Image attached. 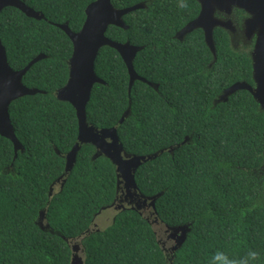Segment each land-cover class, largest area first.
Instances as JSON below:
<instances>
[{
  "label": "trees",
  "instance_id": "16d2710c",
  "mask_svg": "<svg viewBox=\"0 0 264 264\" xmlns=\"http://www.w3.org/2000/svg\"><path fill=\"white\" fill-rule=\"evenodd\" d=\"M19 1L43 20L3 8L0 43L14 71L39 54L45 56L21 79L24 87L43 94L23 96L8 106L14 137L23 148L15 159L11 143L0 137V264H69L73 243L82 264H167L153 225L165 237L166 227L188 230L171 251L170 264H225V258L247 259L250 251L258 258L248 264H264V112L243 90L213 105L235 82L252 86L246 50L235 51L217 30L216 58L206 69L211 55L201 35L169 40L178 27L158 21V0L122 16L125 30L106 28L109 40L142 48L133 69L156 83L157 91L136 81L127 94L120 58L113 49L101 47L93 72L104 84L91 87L86 123L96 129L115 127L129 155L162 150L133 174L140 195L162 194L154 202L152 218L125 207L114 210L109 226L100 230L92 227L93 217L114 202L116 178L107 159L91 160L90 145L80 146L71 170L62 177V188L53 186L47 197L48 187L63 173V157L77 133L73 108L54 95L66 81L71 53L68 38L55 25L66 23L78 31L84 8L93 0ZM143 1L110 3L122 9ZM163 9L170 10L171 4L165 2ZM151 54L162 62L155 72L144 64ZM128 101L130 114L117 124ZM170 147L174 150L168 153ZM40 212L51 232L38 228Z\"/></svg>",
  "mask_w": 264,
  "mask_h": 264
},
{
  "label": "water",
  "instance_id": "95a60500",
  "mask_svg": "<svg viewBox=\"0 0 264 264\" xmlns=\"http://www.w3.org/2000/svg\"><path fill=\"white\" fill-rule=\"evenodd\" d=\"M111 0H93L88 3L84 8V20L78 31H70L66 24H56L55 27L62 31L68 38L71 44V53L67 60V78L62 87L56 90L55 99L59 102L68 103L74 110V115L77 125V133L75 143L70 150L64 155V167L63 173L57 180L62 179L72 168L76 153L80 146L90 145L94 152L91 156V160L98 157H103L109 161L114 168V174L116 178V192L121 185L124 195H134L141 199V204H146L151 214H154V202L162 194L161 192L150 197H143L137 192L134 182L133 174L135 170L144 162L155 158L163 151L143 155L134 156L124 152L122 145L119 143L116 136L115 127L108 129H96L86 123L85 119V105L89 99V94L93 84L104 83L98 79L93 72V61L97 51L101 47H108L117 52L120 59L124 63L128 73V84L126 92L130 91V88L135 80L145 82L143 79L136 77L131 61L134 55L141 50V47L130 46L127 42L118 43L109 40L105 37L104 33L108 26H114L125 30L127 27L122 22V16L132 12L134 10L143 9L142 3L134 4L127 8L114 9L110 3ZM217 4H220L223 0H214ZM227 2L228 10L232 7H236L244 10L252 17L246 21V32L256 31V39L250 53L251 63V81L252 86L244 82H235L222 90V92L216 96L213 100V105L221 102H225L227 98L236 91H246L254 102L258 105L260 111L264 112V0H224ZM201 11L199 17L194 21L193 25H202L205 33V43L209 49L212 58L215 60V49L211 38L209 36L208 27L205 24V19L208 16V0H200ZM5 7H12L22 13L25 17L34 20L43 19L42 15L34 12L32 9L26 7L19 0H0V11ZM213 22H211L212 25ZM228 31L229 22H228ZM191 28H187L184 31H189ZM45 56L39 54L31 59L26 66L20 70H12L6 63V56L4 48L0 43V137L8 140L11 143L13 151V159H15L17 152H22L23 148L16 140L13 134L12 126L8 116L9 104L23 96H31L34 94H43L34 88H26L22 85L21 79L29 67L44 59ZM130 114V103L121 114L117 121V124H121ZM186 142V138L179 144L182 145ZM177 145L176 147H178ZM56 155L58 152L53 148ZM174 148L167 149L168 153H171ZM11 167V166H10ZM64 182V180H63ZM60 189L62 188V184ZM53 184L48 187L47 197L50 198L52 194ZM125 199V198H124ZM136 207L138 208L137 204ZM112 208L115 211L124 209L122 204L115 205L112 202L110 205L102 207L97 215L105 210ZM134 210L132 206L127 207ZM94 216L93 218H95ZM38 228L43 231L49 230L48 226L42 223L43 212L38 214ZM168 232V238L174 241V245L171 247V251H175L185 239V235L188 230L185 227H166ZM49 232H51L49 230ZM179 233V235H176ZM72 256L69 264H82L81 258L78 256V246L76 244L71 245Z\"/></svg>",
  "mask_w": 264,
  "mask_h": 264
},
{
  "label": "flooded vegetation",
  "instance_id": "af4514ba",
  "mask_svg": "<svg viewBox=\"0 0 264 264\" xmlns=\"http://www.w3.org/2000/svg\"><path fill=\"white\" fill-rule=\"evenodd\" d=\"M151 0H145L142 3L144 5V8L146 7V3L150 2ZM165 2H169L171 4V9H163V6L165 5ZM179 2L180 0H158V21L163 24L170 22L169 24L171 25H176L175 27H178L170 36L172 41H177V42H183L186 36L192 35L194 33H198L201 35V40L202 43L206 46L205 43V33H204V28L202 25H193L191 27L190 24H193L194 21L199 17L200 11H201V3L200 0H186V3L188 5L187 8H181L179 7ZM137 4V3H136ZM196 8V12H195ZM115 9V8H114ZM252 16L245 12L242 9L232 7L231 9L228 10L227 8V2L222 1L220 4H217L214 0H208V16L205 19V24L208 27L209 30V36L211 38V41L213 43V38H214V32L219 30L223 33L224 36H226L231 44H234L236 42H240L243 44H246L248 49L246 52L249 55L250 58V53L252 51L255 39H256V31L252 32H246V26L245 23L247 20H249ZM43 20V19H41ZM122 20V18H121ZM123 22V21H122ZM211 22L212 25H211ZM228 22H229V29L228 31ZM66 24V23H65ZM67 26V25H66ZM68 28V26H67ZM187 28H191L189 31H184ZM71 31V30H70ZM73 32V31H72ZM129 44V42L126 40ZM123 42V43H125ZM130 46H133L129 44ZM214 46V45H213ZM136 47V46H135ZM207 48V46H206ZM208 49V48H207ZM209 51V49H208ZM116 55L119 57L117 52L114 50ZM210 53V51H209ZM152 57L150 60H147L144 62V64L152 71H158V69L161 67V60L158 59V54H151ZM211 55V53H210ZM136 54L134 55L131 65L134 61ZM120 58V57H119ZM216 58V57H215ZM121 60V59H120ZM212 55L210 60L207 62L206 69H209L211 65L214 63L212 61ZM122 62V60H121ZM125 73H126V78H127V84H128V73L126 70V67L124 63L122 62ZM251 65V63H250ZM133 69V66H132ZM68 70V68H67ZM134 71V69H133ZM135 73V71H134ZM136 77L139 79H143L141 76L137 75L135 73ZM145 82H141L139 80H135L134 82H141L142 84L148 86L151 88L153 91H157V84L150 81L143 79ZM133 82V83H134ZM63 182V179L56 180L53 183V186H57L58 184L61 185ZM125 198V199H124ZM141 199L139 197H135L134 195L126 196L124 195V192L122 191L121 185L119 186V189L117 190L115 194V199L114 203L115 205L117 204H122L123 207H129L132 206L134 210H136L138 213L142 214L145 218H152L150 210L147 208L146 204H141ZM136 204L138 208L136 207ZM114 210V209H113ZM154 224V220H152ZM92 227L94 228V224L92 223ZM174 242V241H173Z\"/></svg>",
  "mask_w": 264,
  "mask_h": 264
},
{
  "label": "rangeland",
  "instance_id": "374dc122",
  "mask_svg": "<svg viewBox=\"0 0 264 264\" xmlns=\"http://www.w3.org/2000/svg\"><path fill=\"white\" fill-rule=\"evenodd\" d=\"M233 46V49L239 50V51H245L248 49V47L246 46V44L240 43V42H236L234 44H231ZM114 214V210L112 208L109 209H105L103 211H101L95 218L93 221L94 224V228L97 229H104L105 227L109 226L112 216ZM153 229L155 232V236H156V240L157 243L159 244L164 256H165V260L167 264H170V259H171V247L174 245V242L172 239L168 238L167 236H164V232L162 229H160L158 227V225H153ZM176 235H179V233H177ZM71 245H74L71 244ZM79 256V254H78Z\"/></svg>",
  "mask_w": 264,
  "mask_h": 264
},
{
  "label": "clouds",
  "instance_id": "9594fccd",
  "mask_svg": "<svg viewBox=\"0 0 264 264\" xmlns=\"http://www.w3.org/2000/svg\"><path fill=\"white\" fill-rule=\"evenodd\" d=\"M179 7L181 8H187L188 5L186 3V0H180L179 2ZM223 255V254H220ZM258 258V253L255 251H250L248 253V258L241 260V261H234V260H227V258H225V264H248L249 260L255 261Z\"/></svg>",
  "mask_w": 264,
  "mask_h": 264
}]
</instances>
